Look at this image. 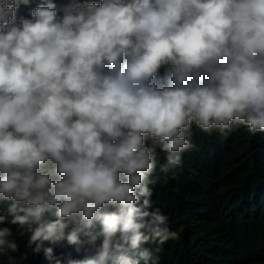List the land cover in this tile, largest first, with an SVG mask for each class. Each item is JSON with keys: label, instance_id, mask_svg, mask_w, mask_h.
<instances>
[{"label": "clouds", "instance_id": "obj_1", "mask_svg": "<svg viewBox=\"0 0 264 264\" xmlns=\"http://www.w3.org/2000/svg\"><path fill=\"white\" fill-rule=\"evenodd\" d=\"M234 124L264 133V0H0V256L13 225L48 264H156L157 149Z\"/></svg>", "mask_w": 264, "mask_h": 264}, {"label": "trees", "instance_id": "obj_2", "mask_svg": "<svg viewBox=\"0 0 264 264\" xmlns=\"http://www.w3.org/2000/svg\"><path fill=\"white\" fill-rule=\"evenodd\" d=\"M190 140L193 147L167 173L161 171L166 154L157 149V167L148 177L150 210L166 215L178 238L143 247L153 251L156 264H264V133L252 135L234 124L221 135L193 125ZM0 208L7 215V205ZM6 226L19 249L0 256V264H48L42 253L32 254L23 229ZM83 255L66 243L55 249L61 264Z\"/></svg>", "mask_w": 264, "mask_h": 264}]
</instances>
